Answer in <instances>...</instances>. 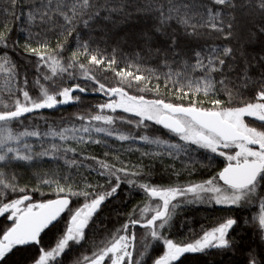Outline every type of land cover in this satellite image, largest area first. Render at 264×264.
<instances>
[{
    "label": "snow or ice",
    "instance_id": "obj_1",
    "mask_svg": "<svg viewBox=\"0 0 264 264\" xmlns=\"http://www.w3.org/2000/svg\"><path fill=\"white\" fill-rule=\"evenodd\" d=\"M0 80V264H264V0H0Z\"/></svg>",
    "mask_w": 264,
    "mask_h": 264
},
{
    "label": "trees",
    "instance_id": "obj_2",
    "mask_svg": "<svg viewBox=\"0 0 264 264\" xmlns=\"http://www.w3.org/2000/svg\"><path fill=\"white\" fill-rule=\"evenodd\" d=\"M13 35L16 38H22L23 33L19 32L18 30H14ZM0 87H3V80H0ZM97 99H98V97L93 96V95H89V96L85 97V104H87L89 102H93L94 103ZM77 110L78 109H77L76 106L64 105V106H61L60 108H58L57 110H53L52 112H47L46 111L45 115L54 116L55 118H59L62 115L67 116L68 114L74 113ZM136 199H139V197H137ZM196 227H197V230H198V226H196ZM216 257H219V256L216 255ZM220 261H217L216 264H219ZM203 262H204V260H202V264H203Z\"/></svg>",
    "mask_w": 264,
    "mask_h": 264
},
{
    "label": "flooded vegetation",
    "instance_id": "obj_3",
    "mask_svg": "<svg viewBox=\"0 0 264 264\" xmlns=\"http://www.w3.org/2000/svg\"><path fill=\"white\" fill-rule=\"evenodd\" d=\"M218 215H222L223 213H217ZM191 216H194L197 220H200L202 217H204L205 215H207V213H205L203 210H201L200 212H196V213H190ZM199 215V216H198ZM191 223V221H190ZM196 227V225H193ZM219 257H216L215 254H211V255H207V256H196V257H192L191 259L193 261L199 260L202 264V260H204V262L206 261L207 264H213V262H215V264L217 263V261L222 260L223 258L218 255Z\"/></svg>",
    "mask_w": 264,
    "mask_h": 264
}]
</instances>
